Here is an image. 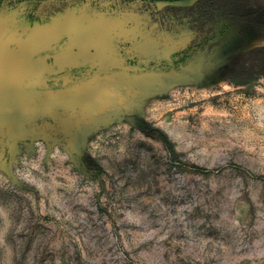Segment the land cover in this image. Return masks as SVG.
<instances>
[{
  "label": "rangeland",
  "instance_id": "1",
  "mask_svg": "<svg viewBox=\"0 0 264 264\" xmlns=\"http://www.w3.org/2000/svg\"><path fill=\"white\" fill-rule=\"evenodd\" d=\"M46 9L0 35V264H264V35Z\"/></svg>",
  "mask_w": 264,
  "mask_h": 264
},
{
  "label": "trees",
  "instance_id": "2",
  "mask_svg": "<svg viewBox=\"0 0 264 264\" xmlns=\"http://www.w3.org/2000/svg\"><path fill=\"white\" fill-rule=\"evenodd\" d=\"M186 0H0V35H7L16 28H24L26 25L37 21L39 11L46 7L55 12L56 8L65 6L86 7L89 11L102 12L110 9L118 13L132 11L138 17H144L155 31L167 29L172 25L185 23L189 31L194 35L191 45L203 46L209 40V34L213 25L218 20H223L234 25H248L257 33L264 35V19L247 15L245 10L255 7H264V0H196L192 4L182 5ZM158 4L163 7L159 9ZM242 11V12H240ZM42 13V12H41ZM50 13V14H51ZM255 14V12H253ZM21 28V29H22ZM193 47H187L190 50ZM197 48V47H194ZM255 49L262 50L261 57L264 58V47H243L237 54L234 73L227 67L226 78L236 80L238 84H250L257 78L264 77V61L259 67L244 66V55ZM187 50V51H188ZM243 61V62H242ZM238 63V64H237ZM259 70V71H258ZM236 71V72H235ZM233 73V74H232ZM228 74V75H227ZM14 75L21 79L22 70L16 71ZM1 140V138H0Z\"/></svg>",
  "mask_w": 264,
  "mask_h": 264
}]
</instances>
